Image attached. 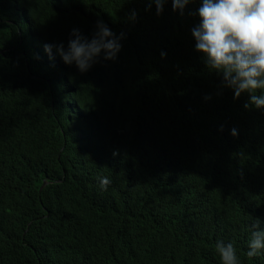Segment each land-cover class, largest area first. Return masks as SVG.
Here are the masks:
<instances>
[{"label": "trees", "instance_id": "obj_1", "mask_svg": "<svg viewBox=\"0 0 264 264\" xmlns=\"http://www.w3.org/2000/svg\"><path fill=\"white\" fill-rule=\"evenodd\" d=\"M199 7L0 0V264H220L217 241L264 264V164L239 152L264 117L195 50ZM98 21L125 35L115 61L49 59Z\"/></svg>", "mask_w": 264, "mask_h": 264}, {"label": "clouds", "instance_id": "obj_2", "mask_svg": "<svg viewBox=\"0 0 264 264\" xmlns=\"http://www.w3.org/2000/svg\"><path fill=\"white\" fill-rule=\"evenodd\" d=\"M155 4L157 15H161L169 0H147ZM195 0H171L174 12L184 15L185 8ZM199 23L191 30L195 40V50L201 53L210 72L222 78L223 85L238 99H246L245 108L255 109L248 114L264 117V0H200L197 10ZM136 16L132 12V18ZM124 33L117 35L103 21H98L91 38L84 36L79 29H73L67 47L63 43L45 44L44 51L52 60L53 49L63 63L85 73L101 60L115 61L121 51ZM233 136L236 130L233 129ZM239 147L240 154L252 161L264 164V131L254 134ZM262 151L263 158L249 155ZM115 155V153H114ZM232 168V166H231ZM111 181L100 178L99 186L107 191ZM245 253L249 261L264 254V228L260 222L251 226V235ZM215 253L220 264H242L237 249L232 242L217 241Z\"/></svg>", "mask_w": 264, "mask_h": 264}, {"label": "water", "instance_id": "obj_3", "mask_svg": "<svg viewBox=\"0 0 264 264\" xmlns=\"http://www.w3.org/2000/svg\"><path fill=\"white\" fill-rule=\"evenodd\" d=\"M45 183H46V182H45ZM45 183H44V184H45Z\"/></svg>", "mask_w": 264, "mask_h": 264}]
</instances>
